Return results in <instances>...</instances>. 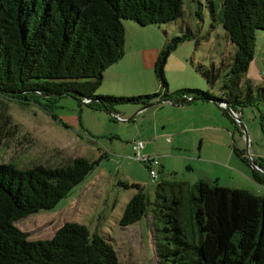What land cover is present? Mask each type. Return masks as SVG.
I'll return each mask as SVG.
<instances>
[{
  "label": "trees",
  "instance_id": "1",
  "mask_svg": "<svg viewBox=\"0 0 264 264\" xmlns=\"http://www.w3.org/2000/svg\"><path fill=\"white\" fill-rule=\"evenodd\" d=\"M182 2L0 0V92L33 97L49 110L61 94L88 97L87 104L108 108L117 100H211L224 113L229 110L221 101L235 111L264 102V86L255 93L248 84L244 94L239 84L253 57L255 29H264V0H222V25L236 47L219 96L198 87L168 89L167 58L189 33L171 36L159 49L153 65L158 91L137 96L95 94L103 70L123 55V20L142 25L169 22L182 15ZM211 11L215 18L214 7ZM195 68L210 83L220 75V66L213 62ZM233 151L262 168L252 167L251 172L264 183V157L250 158L236 146ZM97 162L86 156L56 166L20 168L11 161L0 162V264H118L112 244L96 232L90 235L84 223L66 221L51 237L40 239H29L14 224L28 213L52 209ZM133 185L137 191L123 209L121 225L139 220L149 203L140 184ZM155 196V217L164 224L154 230L166 241L159 247L164 255L159 264H264V192L204 179L195 183L165 179L157 184Z\"/></svg>",
  "mask_w": 264,
  "mask_h": 264
},
{
  "label": "rangeland",
  "instance_id": "2",
  "mask_svg": "<svg viewBox=\"0 0 264 264\" xmlns=\"http://www.w3.org/2000/svg\"><path fill=\"white\" fill-rule=\"evenodd\" d=\"M182 8V15L169 22L142 25L123 20V55L103 70L95 94L137 96L158 91L152 55L171 36L189 33L167 58L168 89L198 87L219 96L236 47L222 25V0H183ZM212 62L220 66V75L210 83L195 66L209 67ZM239 84L244 94L248 84L255 93L258 86H264L263 28L255 29L253 57ZM89 101L61 94L49 110L33 97H11L0 92V162L11 161L25 168L64 165L75 156L98 160L52 209H40L14 220L29 239L49 238L64 222L76 221L84 223L90 235L96 232L112 244L118 264H159L164 257L159 247L166 244L154 230L164 224L155 217L153 208L159 182L179 179L195 183L204 179L222 186L250 188L254 193L264 191L263 183L256 182L259 188L249 185L255 183L251 172L255 166L232 148L244 149L250 158L264 157V102L238 107L239 129L229 116L219 114L217 102H206L214 115L211 112L203 121L213 127L202 130L195 127L201 119L193 118L191 112L176 115L178 109L167 101L150 104L156 99L148 103L117 100L109 103L111 109L89 105ZM114 112L122 118L116 119ZM172 123L185 129L176 132ZM134 139H143L142 153L159 160L152 166L156 170L154 180L147 164L134 156ZM133 183L140 184L149 203L139 220L121 225L123 209L137 191Z\"/></svg>",
  "mask_w": 264,
  "mask_h": 264
},
{
  "label": "crops",
  "instance_id": "3",
  "mask_svg": "<svg viewBox=\"0 0 264 264\" xmlns=\"http://www.w3.org/2000/svg\"><path fill=\"white\" fill-rule=\"evenodd\" d=\"M157 54H158V52L156 53V55L155 56H153L152 55V61H153V63H152V65H154V61H155V59H156V56H157ZM168 103H169V101H167ZM200 102V103H199ZM206 102H215V101H211V100H196V101H191V102H189V103H174V105L176 106L175 108H177L178 110L177 111H175V114L176 115H178L179 113H184V112H191L192 114H191V116L193 117V118H195V117H197L198 119H201L200 121V123L199 124H197V126H195L196 128H201L202 130H205V129H212V124L210 125V124H206V122L205 121H203V120H205L204 118L205 117H207L209 114H211V112H212V115H214V112H213V110L211 109V107H206L207 105H205L206 104ZM172 104V103H171ZM253 105V104H252ZM220 107V106H219ZM220 109H221V107H220ZM180 110V111H179ZM217 111V110H216ZM220 112V111H219ZM217 114H218V111H217ZM220 115L222 114L223 116H229V118H233L231 115H230V113L228 112V113H224L223 111H222V109H221V113H219ZM239 114H240V111H239ZM186 116V114H184L183 115V117H185ZM165 120L167 121V122H169V118L167 117V118H165ZM233 120V119H232ZM171 121V120H170ZM234 122V121H233ZM235 123V122H234ZM172 125H175L174 123H172ZM176 126V125H175ZM180 127V126H179ZM182 127H185V126H182ZM214 127H217V126H214ZM218 128V127H217ZM222 128L223 129H225L226 130V133H228L229 132V130H228V128L226 127H224V126H222ZM235 128H237V127H235ZM185 128H181L180 127V129L176 126V132H180V131H183ZM204 133V131H202V134ZM241 133V132H240ZM231 136L233 137L234 136V133L231 131ZM212 137V136H211ZM201 138H203V136H201ZM247 139V138H246ZM209 141V140H208ZM227 141V140H226ZM145 147V146H144ZM143 147V148H144ZM142 148V149H143ZM233 148V147H232ZM148 155V154H147ZM217 155V154H216ZM201 156V154L199 153V154H197V157H200ZM192 158H193V155L191 156ZM159 163V162H158ZM254 181H255V183L253 182V181H251V182H253L252 184H249V185H253V187H257V188H259L258 187V185L256 184V180L254 179ZM264 184V183H263ZM241 188H243V187H241ZM247 189V188H246ZM250 188H248V190H249ZM254 189V188H253ZM264 192V191H263Z\"/></svg>",
  "mask_w": 264,
  "mask_h": 264
},
{
  "label": "built area",
  "instance_id": "4",
  "mask_svg": "<svg viewBox=\"0 0 264 264\" xmlns=\"http://www.w3.org/2000/svg\"><path fill=\"white\" fill-rule=\"evenodd\" d=\"M84 100L88 101L89 98L84 97ZM220 104L222 106H226L224 101H221ZM232 115L236 121H239V113L237 111L232 109ZM113 116L116 119L122 118V116L118 112H114ZM144 143L145 141L143 139H134L132 141L133 153H134V156H136L137 158H139L141 161L145 162L148 165L151 179L154 180V178L156 177V170L152 166L155 164H158L159 160L156 156H150V155L142 153V148L144 147ZM255 167L258 170L263 171L262 168H260L258 165H255Z\"/></svg>",
  "mask_w": 264,
  "mask_h": 264
},
{
  "label": "water",
  "instance_id": "5",
  "mask_svg": "<svg viewBox=\"0 0 264 264\" xmlns=\"http://www.w3.org/2000/svg\"><path fill=\"white\" fill-rule=\"evenodd\" d=\"M190 99H188V100H190ZM188 100L186 102H188ZM156 102H158V100H156L155 102H151L150 104H153V103H156ZM186 102H184V103H186ZM170 103H172V102H170ZM172 104H174V103H172ZM225 105H226L227 109L230 111V113H232V109L229 106V104L227 102H225ZM144 107H145V105L143 106V108ZM239 124H240V126H241V128L243 130V126H244L243 123L240 121ZM245 137L248 138L247 137V133H245ZM250 163H251L252 166H255L256 165V163L252 159L250 160Z\"/></svg>",
  "mask_w": 264,
  "mask_h": 264
}]
</instances>
